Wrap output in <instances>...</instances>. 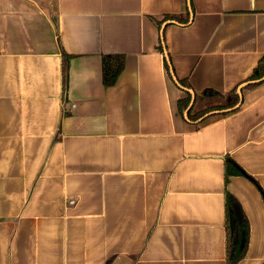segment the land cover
<instances>
[{
  "label": "crops",
  "instance_id": "1",
  "mask_svg": "<svg viewBox=\"0 0 264 264\" xmlns=\"http://www.w3.org/2000/svg\"><path fill=\"white\" fill-rule=\"evenodd\" d=\"M262 57L264 0H0V264H225V191L249 224L237 264H264ZM239 87L236 112L178 111ZM225 158L262 191L225 184Z\"/></svg>",
  "mask_w": 264,
  "mask_h": 264
},
{
  "label": "trees",
  "instance_id": "2",
  "mask_svg": "<svg viewBox=\"0 0 264 264\" xmlns=\"http://www.w3.org/2000/svg\"><path fill=\"white\" fill-rule=\"evenodd\" d=\"M191 4V0H190ZM188 12L185 15H166L158 23L160 26L162 22L166 20H173L180 24H186L188 22ZM63 86L64 91L67 86L68 79V56H63ZM123 67V58L119 55H107L101 58V71L102 82L104 86H111ZM167 71L169 67L166 65ZM264 76V57H262L257 66L254 68L252 74L246 80L245 87H253L257 85L259 80ZM181 87L189 89L188 85L184 82H180ZM185 97L178 101L177 107L180 114H183L188 108L191 101V94L185 90ZM200 99L204 100V106L202 109L197 110V103ZM240 100V96L237 89L234 88L227 95L221 96L219 94H213L204 92L200 97L194 99L192 107L187 113V119L190 121H197L202 119L203 122L213 111H220L221 115H227L229 113L236 112L239 107L230 112H223V110L232 109ZM225 184L228 181L229 176H243L254 182L260 191V187L251 177H249L233 160L225 158ZM225 205V264H237L246 255L248 237H249V224L247 218L239 204V202L229 192L225 191L224 195Z\"/></svg>",
  "mask_w": 264,
  "mask_h": 264
},
{
  "label": "water",
  "instance_id": "3",
  "mask_svg": "<svg viewBox=\"0 0 264 264\" xmlns=\"http://www.w3.org/2000/svg\"><path fill=\"white\" fill-rule=\"evenodd\" d=\"M188 4H189V0H188ZM237 92H238V94L240 96L241 87L238 88ZM190 94H191V101H190V104H189L188 108L184 112V117H187V113H188L189 109L192 107L194 99H195V95L192 92H190ZM240 103H241V98H240L238 104L235 107H233L232 109L223 110V112H230L232 110H235L237 107H239ZM220 113H221L220 111H216V112H212L211 115L220 114Z\"/></svg>",
  "mask_w": 264,
  "mask_h": 264
}]
</instances>
